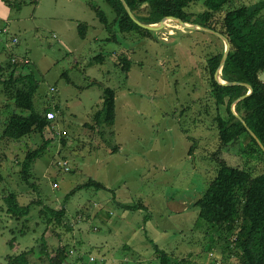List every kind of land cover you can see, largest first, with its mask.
I'll use <instances>...</instances> for the list:
<instances>
[{
  "label": "rangeland",
  "instance_id": "obj_1",
  "mask_svg": "<svg viewBox=\"0 0 264 264\" xmlns=\"http://www.w3.org/2000/svg\"><path fill=\"white\" fill-rule=\"evenodd\" d=\"M9 1L12 6L0 1L10 14L7 24L0 21V30L10 29L0 35L4 62L0 64L8 69L16 59L20 73L21 61L29 60L26 72H32L38 84L37 110L55 111L59 105L61 113L56 110V121L43 135L4 139L15 105L12 91L3 83L9 73H0V264L28 250L39 258L43 242L51 253L58 246L70 248L69 223L74 224L75 218L82 222L85 211L91 216L107 204L117 213L122 211L120 206L127 210H132L130 205L147 206L145 218L138 217L142 225L152 221L141 232L143 236L147 231L148 242L142 239L137 244L142 248L135 252L140 264H160L150 239L180 260L240 264L224 251V244L211 243L215 228L200 218L196 207L217 175V159L253 177L264 171L260 155L243 153L237 141L225 147L220 144L217 115L226 120L229 115L227 106L218 107L212 97L207 60L225 54L224 40L171 21L151 34L120 33L106 0ZM262 1L237 0L233 5ZM96 8L107 16L109 28ZM187 11L199 14L205 8L200 1ZM140 14L148 15L147 8ZM81 25L87 26L85 39L79 33ZM124 60L130 62L128 74ZM260 76L264 81L263 72ZM106 88L116 92L114 126L94 121L103 110ZM45 141L51 143L33 163L26 181L23 162ZM65 162L68 171L60 165ZM90 180L107 190L80 189ZM9 193H15L22 206H31L29 216L17 220L8 214L4 198ZM46 208H65L75 218L66 216L58 223L44 213ZM69 250L70 256L75 254H71L74 248ZM71 260L68 264H75Z\"/></svg>",
  "mask_w": 264,
  "mask_h": 264
},
{
  "label": "trees",
  "instance_id": "obj_2",
  "mask_svg": "<svg viewBox=\"0 0 264 264\" xmlns=\"http://www.w3.org/2000/svg\"><path fill=\"white\" fill-rule=\"evenodd\" d=\"M12 6L9 0H2ZM202 1L205 11L190 13L187 9ZM237 0H125L136 18L144 24H157L164 18L174 17L185 23L199 25L213 31H218L230 42L231 49L221 78L226 82H238L250 85L253 93L238 102L235 106L237 115L232 112L233 104L240 97L247 95L246 86H225L220 84L215 74L223 59V53L211 56L207 60V70L211 94L217 106H227L229 119L217 115V127L221 147L238 142L243 153L260 155L264 158V151L256 139L250 134V129L264 146V83L260 74L264 72V1L253 5L240 4L234 6ZM113 9L120 33L141 31L151 34L149 30L137 25L129 16L121 0H106ZM147 8L148 15L140 12ZM102 24L109 28L110 22L101 10L95 9ZM87 26H80L81 38H86ZM16 64V63H15ZM9 62L5 69L0 64L1 75L6 71L8 78L3 82L7 91L11 92V100L15 109L10 116L2 136L4 139L19 141L33 133L43 135L56 121H49L47 113L51 109L37 110L35 95L38 84L32 72H26L29 65L22 64L20 73L16 65ZM126 74L130 70V62L123 61ZM11 68V69H10ZM25 71V73H24ZM116 92L111 88L104 91L103 110L95 115L94 121L98 125L114 126L116 121ZM61 110L59 106L55 112ZM20 111V112H18ZM23 112H27L24 115ZM248 128V129H247ZM51 143L45 141L39 149L27 154L23 162L22 176L26 181L30 179L33 163L39 158L46 146ZM217 175L210 182L207 190L197 201L196 207L200 209V218L214 229L217 234L212 235L211 243L225 245L224 251H229L231 256L237 257L240 264H264V171L261 175L253 177L242 168H234L226 161L217 159ZM95 187L99 190L107 188L94 180L84 186ZM8 214L12 218L21 220L29 216L31 206H22L15 193H9L4 198ZM132 210V206L129 207ZM44 213H49L58 223L67 214L65 208L60 210L46 208ZM49 220L48 222H50ZM208 231V230H207ZM45 241V240H44ZM41 256L36 258L34 250L24 251L18 255L8 256L7 264H66L70 256L69 248L58 246L54 253L43 242ZM10 246H14L10 243ZM160 264H195L190 260L174 258L158 246H154Z\"/></svg>",
  "mask_w": 264,
  "mask_h": 264
},
{
  "label": "crops",
  "instance_id": "obj_3",
  "mask_svg": "<svg viewBox=\"0 0 264 264\" xmlns=\"http://www.w3.org/2000/svg\"><path fill=\"white\" fill-rule=\"evenodd\" d=\"M7 10V7L0 3V21L6 22V24L9 22L10 16ZM2 29L4 30L5 28ZM2 49L5 51L3 47ZM2 63L4 64L3 61ZM262 82L264 83L263 80ZM105 208L103 211L91 212V216L88 215V212L83 211L82 216L84 219L82 222L77 220L74 217L75 215L73 213L71 215V211L69 212L66 209V216L75 218L74 224L69 223L70 233L68 240L70 242L68 243H71L69 249L74 248L76 252L69 256L68 260L72 259L71 261L75 264H140L142 262L140 255L135 256V252L141 251L142 248L137 244L143 240L148 242L147 231L143 236L141 232L143 226L147 227L152 221L148 220L147 223L145 222L142 225L141 219H138V217L141 218L142 214L145 218L143 213L147 210V206L139 204L137 209L134 210H127L120 206L122 211L118 213L113 209L112 205L107 204ZM77 211L74 213L77 214L82 210ZM88 217L90 219L87 221ZM148 238L150 237L148 236ZM63 242L67 244L65 239ZM149 242L155 246L153 239H150ZM119 251L120 253H118ZM154 257L155 253L152 258ZM137 261L139 262L136 263Z\"/></svg>",
  "mask_w": 264,
  "mask_h": 264
},
{
  "label": "water",
  "instance_id": "obj_4",
  "mask_svg": "<svg viewBox=\"0 0 264 264\" xmlns=\"http://www.w3.org/2000/svg\"><path fill=\"white\" fill-rule=\"evenodd\" d=\"M121 1H122V3H123L124 7L126 8V11H127V13L129 14L130 18H131V19H132L137 25H139L140 27H142V28H144V29H147V30H149V31L154 30V29L162 28L163 25H165V20H166V19H172V20H174L175 22H177V23H179L180 25H182L184 28H187V29H193V30H203V31H206V32H209V33L215 34V35H217L218 37H220L221 39H223L224 42H225V45H226V48H225V54H224V56H223L222 62H221V64H220V67H219L218 71H217L216 74H215V78H216V80H217L220 84L225 85V86L240 85V86H246V87L249 89V92L247 93V95H245V96H243V97H240V98L238 99V101H236V102L233 104V106H232V112H233V114L237 117V119H240V120L243 122L242 118H241L239 115H237V113L235 112V109H233V108L236 106V104H238V102H240V101L244 100L245 98L249 97V96L253 93V88H252L250 85L245 84V83H238V82H231V83H230V82H226V81H221V77H220V75H221V72H222V70H223V67L225 66V63H226V61H227V58H228V56H229L230 49H231L230 42H229V40H228L224 35H222V34L219 33V32L213 31V30H211V29H208V28H205V27L199 26V25H193V24L190 25V24L185 23V22H183L182 20L177 19V18H174V17L164 18L161 22H159V23H157V24H144V23L140 22V21L136 18V16H135L134 13L131 11L130 7H129L128 4L125 2V0H121ZM243 124H244L245 126H247V125L245 124V122H243ZM247 129H248V128H247ZM248 131H249L250 134L256 139V141H257L258 144L260 145L261 149L264 151V146H263V144L259 141V139L256 137V135H255L250 129H248Z\"/></svg>",
  "mask_w": 264,
  "mask_h": 264
},
{
  "label": "built area",
  "instance_id": "obj_5",
  "mask_svg": "<svg viewBox=\"0 0 264 264\" xmlns=\"http://www.w3.org/2000/svg\"><path fill=\"white\" fill-rule=\"evenodd\" d=\"M2 33H6V34H8V33H10V29H9V28H5L4 30L0 31V35H1ZM13 42H14V44H18V39H17V38H14ZM12 61H13V63H17V60H16V59H13ZM21 62H22L23 64H26V65L30 64V61L27 60V59H23ZM56 118H57V114H56L55 111H49V112L47 113V119H48L49 121H54V120H56ZM60 165L63 166L67 171L69 170V168H68V163H67V162L62 163V164H60ZM73 253H75V250H71V254H73ZM212 256L214 257V254H212ZM216 260H218V259H216ZM217 264H219V263H217Z\"/></svg>",
  "mask_w": 264,
  "mask_h": 264
},
{
  "label": "bare ground",
  "instance_id": "obj_6",
  "mask_svg": "<svg viewBox=\"0 0 264 264\" xmlns=\"http://www.w3.org/2000/svg\"><path fill=\"white\" fill-rule=\"evenodd\" d=\"M170 21H171V22H175V21L172 20V19H166V20H165V24H166V22H170ZM175 23H177V22H175ZM178 24H179V23H178ZM163 26H164V25H163Z\"/></svg>",
  "mask_w": 264,
  "mask_h": 264
}]
</instances>
